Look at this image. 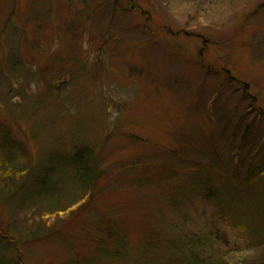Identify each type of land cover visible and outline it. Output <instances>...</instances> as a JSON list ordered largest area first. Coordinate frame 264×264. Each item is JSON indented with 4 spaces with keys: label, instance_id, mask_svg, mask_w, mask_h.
<instances>
[{
    "label": "rangeland",
    "instance_id": "rangeland-1",
    "mask_svg": "<svg viewBox=\"0 0 264 264\" xmlns=\"http://www.w3.org/2000/svg\"><path fill=\"white\" fill-rule=\"evenodd\" d=\"M263 170L264 0H0V264H264Z\"/></svg>",
    "mask_w": 264,
    "mask_h": 264
},
{
    "label": "trees",
    "instance_id": "trees-1",
    "mask_svg": "<svg viewBox=\"0 0 264 264\" xmlns=\"http://www.w3.org/2000/svg\"><path fill=\"white\" fill-rule=\"evenodd\" d=\"M8 138H9L8 133L1 134L2 144L6 147V158L8 160H10L11 159L10 156H12V153L11 152H13L14 147L10 143L11 141H9ZM9 153H11V154H9ZM78 156L80 157V159L74 160L75 161V167L76 168L81 167L87 173L88 172L91 173L92 172V169L94 168L93 165L95 164V161L92 160L91 151H89L88 149L84 148V149H82L81 151L78 152ZM75 159H76V157H75ZM77 162H79V165L78 166L76 164ZM9 163H7V164H9ZM75 167H74V169H75ZM48 169H50V168H48ZM48 169H46V170H48ZM8 171H9V174H8L9 178L13 179V177L15 176L13 174L14 173V169L13 168H9ZM262 172H264V170ZM23 173H25V172L24 171L23 172L22 171H19L17 175L20 177V174H23ZM262 174L263 173H261V172L259 173L260 176ZM87 175H88L87 178H89L90 177V174H87ZM252 176H254V175H252ZM85 178L86 177L80 178V181L83 179V182H86L88 184L89 183L88 181H90V180H86Z\"/></svg>",
    "mask_w": 264,
    "mask_h": 264
}]
</instances>
